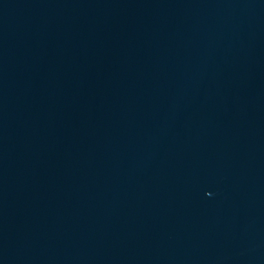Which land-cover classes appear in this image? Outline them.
<instances>
[{
  "label": "water",
  "instance_id": "obj_1",
  "mask_svg": "<svg viewBox=\"0 0 264 264\" xmlns=\"http://www.w3.org/2000/svg\"><path fill=\"white\" fill-rule=\"evenodd\" d=\"M0 264H264V0H0Z\"/></svg>",
  "mask_w": 264,
  "mask_h": 264
}]
</instances>
